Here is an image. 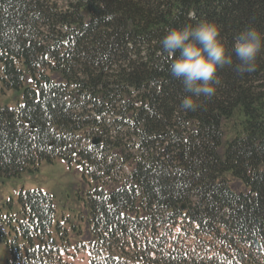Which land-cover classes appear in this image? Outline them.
I'll return each mask as SVG.
<instances>
[{"label":"trees","instance_id":"obj_1","mask_svg":"<svg viewBox=\"0 0 264 264\" xmlns=\"http://www.w3.org/2000/svg\"><path fill=\"white\" fill-rule=\"evenodd\" d=\"M64 2L0 0V179L62 158L90 189L74 217L39 188L2 198L6 264H72L71 248L89 264H264V49L253 73L233 55L191 112L161 46L206 21L231 53L264 35V0Z\"/></svg>","mask_w":264,"mask_h":264},{"label":"clouds","instance_id":"obj_2","mask_svg":"<svg viewBox=\"0 0 264 264\" xmlns=\"http://www.w3.org/2000/svg\"><path fill=\"white\" fill-rule=\"evenodd\" d=\"M163 51L173 57L171 76L181 81L186 97L181 102L184 111L195 112L202 104L201 98L210 101L217 94L221 80L218 71L236 64L239 74L256 71L257 58L264 49V35L256 29H247L234 39L232 52L221 36V27L202 22L195 27L171 29L162 39ZM179 56L176 57V53Z\"/></svg>","mask_w":264,"mask_h":264},{"label":"rangeland","instance_id":"obj_3","mask_svg":"<svg viewBox=\"0 0 264 264\" xmlns=\"http://www.w3.org/2000/svg\"><path fill=\"white\" fill-rule=\"evenodd\" d=\"M58 4L65 8L64 0H56ZM11 92L7 93L8 97ZM127 170L124 169V173ZM83 167L76 161L70 163L62 158H57L54 162L42 161L37 170H26L18 176L0 179V201L1 199L13 198L18 201L21 190L39 188L50 193L54 197L57 208V216L63 215L74 217L76 212L75 199L79 192L90 189L89 179L84 178ZM2 203V201H1ZM192 241L189 242L192 246ZM71 255L65 258L72 264H89V255L86 250L78 252L74 258L72 254L75 249H70ZM8 251L4 244L0 245V264H6Z\"/></svg>","mask_w":264,"mask_h":264},{"label":"water","instance_id":"obj_4","mask_svg":"<svg viewBox=\"0 0 264 264\" xmlns=\"http://www.w3.org/2000/svg\"><path fill=\"white\" fill-rule=\"evenodd\" d=\"M95 141L99 142V141H100V139H99V138H97V140H95ZM97 142H96V143H97Z\"/></svg>","mask_w":264,"mask_h":264}]
</instances>
